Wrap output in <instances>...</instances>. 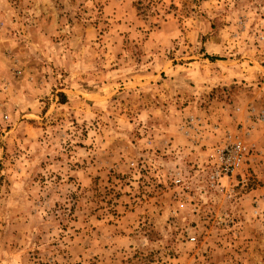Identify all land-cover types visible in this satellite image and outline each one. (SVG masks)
Returning a JSON list of instances; mask_svg holds the SVG:
<instances>
[{
	"label": "rangeland",
	"instance_id": "1",
	"mask_svg": "<svg viewBox=\"0 0 264 264\" xmlns=\"http://www.w3.org/2000/svg\"><path fill=\"white\" fill-rule=\"evenodd\" d=\"M0 264H264V0H0Z\"/></svg>",
	"mask_w": 264,
	"mask_h": 264
},
{
	"label": "built area",
	"instance_id": "2",
	"mask_svg": "<svg viewBox=\"0 0 264 264\" xmlns=\"http://www.w3.org/2000/svg\"><path fill=\"white\" fill-rule=\"evenodd\" d=\"M251 152L252 148L239 137L217 147L211 161L213 162V173L210 177L212 186L220 187L223 180H229L238 175L243 170Z\"/></svg>",
	"mask_w": 264,
	"mask_h": 264
},
{
	"label": "trees",
	"instance_id": "3",
	"mask_svg": "<svg viewBox=\"0 0 264 264\" xmlns=\"http://www.w3.org/2000/svg\"><path fill=\"white\" fill-rule=\"evenodd\" d=\"M211 60H215L216 58L209 57Z\"/></svg>",
	"mask_w": 264,
	"mask_h": 264
}]
</instances>
